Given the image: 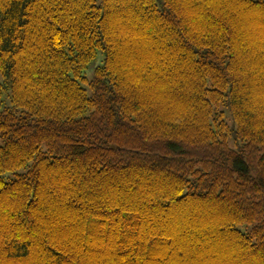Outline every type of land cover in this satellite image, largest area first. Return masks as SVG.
Returning a JSON list of instances; mask_svg holds the SVG:
<instances>
[{"label": "trees", "instance_id": "obj_1", "mask_svg": "<svg viewBox=\"0 0 264 264\" xmlns=\"http://www.w3.org/2000/svg\"><path fill=\"white\" fill-rule=\"evenodd\" d=\"M0 264H264V0H0Z\"/></svg>", "mask_w": 264, "mask_h": 264}]
</instances>
